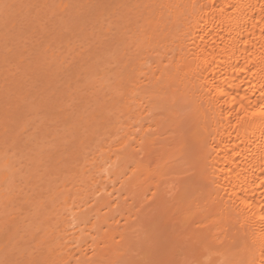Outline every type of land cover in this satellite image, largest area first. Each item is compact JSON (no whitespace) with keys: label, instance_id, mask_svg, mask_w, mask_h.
I'll list each match as a JSON object with an SVG mask.
<instances>
[{"label":"rangeland","instance_id":"1","mask_svg":"<svg viewBox=\"0 0 264 264\" xmlns=\"http://www.w3.org/2000/svg\"><path fill=\"white\" fill-rule=\"evenodd\" d=\"M133 2L125 8L118 0H0V264H44L51 249L54 264H131L140 258L137 233L125 240L122 201L131 203L140 193L137 209L153 192L152 145L140 130L153 131L150 121L165 112L131 100L129 107L141 103L135 125L122 112L123 81L134 73L126 70L149 53L117 40L130 36L126 19L141 9ZM130 125L140 145L127 162L121 147ZM188 154L179 171L188 170L178 171L179 177L193 171ZM127 170L136 172L131 185L121 182ZM192 186L203 193L200 183ZM100 187L105 194L96 196ZM93 240L100 255L76 262L78 251L94 255Z\"/></svg>","mask_w":264,"mask_h":264},{"label":"bare ground","instance_id":"2","mask_svg":"<svg viewBox=\"0 0 264 264\" xmlns=\"http://www.w3.org/2000/svg\"><path fill=\"white\" fill-rule=\"evenodd\" d=\"M118 1L128 8L132 0ZM133 3L141 9L126 19L130 36L117 40H131L149 53L133 61L125 74L134 73L121 80L122 112L137 124L141 103L127 104L141 100L149 111L165 113L150 121L153 131L140 130L152 145L147 156L153 192L137 209L140 193L131 203L122 201L125 240L137 233L136 245H142L131 264H264V0ZM177 105L189 112L179 114ZM137 134L131 125L123 131L124 161L139 153ZM187 153L195 159L193 171L179 177L188 170L179 171ZM135 174L127 170L121 182L133 184ZM78 253L76 262L85 263L100 255ZM48 255L44 264H54V251Z\"/></svg>","mask_w":264,"mask_h":264}]
</instances>
